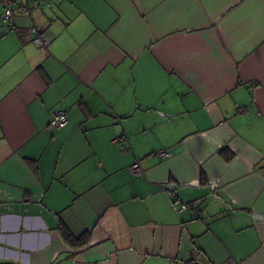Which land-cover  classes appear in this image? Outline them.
Listing matches in <instances>:
<instances>
[{"label":"crops","instance_id":"crops-1","mask_svg":"<svg viewBox=\"0 0 264 264\" xmlns=\"http://www.w3.org/2000/svg\"><path fill=\"white\" fill-rule=\"evenodd\" d=\"M50 2L0 19V264H264V0Z\"/></svg>","mask_w":264,"mask_h":264},{"label":"built area","instance_id":"built-area-1","mask_svg":"<svg viewBox=\"0 0 264 264\" xmlns=\"http://www.w3.org/2000/svg\"><path fill=\"white\" fill-rule=\"evenodd\" d=\"M26 3H18L16 0H0V7H1V13H0V19L2 22H10L11 19L15 14L23 13L24 15H30V8L27 4L28 1H34L37 2L38 5L44 6V7H50L51 2L50 0H25ZM28 32L31 34V40L34 45H36L39 48H47V46L50 43V36L43 32L38 26L32 25L28 28ZM68 122L67 118V111L64 109H57L54 111V118L52 120V125L60 128L64 126ZM123 136H115L112 138L111 142L113 145L121 144L124 141ZM152 155H158L159 157H169L170 153L167 150L160 149L156 151ZM150 155V156H152ZM128 171L132 175H137L142 172V169L138 162L132 163L130 166H128ZM193 202H187V203H178L176 205V210L182 211L186 208H192Z\"/></svg>","mask_w":264,"mask_h":264},{"label":"trees","instance_id":"trees-1","mask_svg":"<svg viewBox=\"0 0 264 264\" xmlns=\"http://www.w3.org/2000/svg\"><path fill=\"white\" fill-rule=\"evenodd\" d=\"M27 31H28V29H27ZM219 153L226 160H229L230 158H232V155H233L232 152L227 147H222L219 150ZM59 232H60L61 236L63 237V239L66 241V243L68 245H70L71 247H80V246H83L86 243V241L88 240V237H89V233L88 232H85L84 234H82L80 236H74L66 228V226L63 225V224H60L59 225Z\"/></svg>","mask_w":264,"mask_h":264}]
</instances>
